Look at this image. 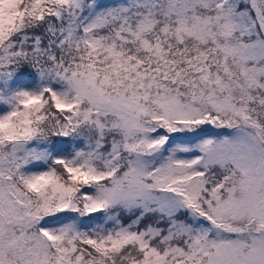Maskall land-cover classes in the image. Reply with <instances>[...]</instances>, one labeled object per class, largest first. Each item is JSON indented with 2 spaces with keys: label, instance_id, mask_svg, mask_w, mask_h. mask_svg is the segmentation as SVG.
Listing matches in <instances>:
<instances>
[{
  "label": "snow or ice",
  "instance_id": "obj_1",
  "mask_svg": "<svg viewBox=\"0 0 264 264\" xmlns=\"http://www.w3.org/2000/svg\"><path fill=\"white\" fill-rule=\"evenodd\" d=\"M0 264H264V0H0Z\"/></svg>",
  "mask_w": 264,
  "mask_h": 264
}]
</instances>
